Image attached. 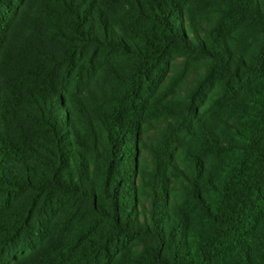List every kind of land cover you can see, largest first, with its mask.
Returning a JSON list of instances; mask_svg holds the SVG:
<instances>
[{
    "label": "trees",
    "instance_id": "obj_1",
    "mask_svg": "<svg viewBox=\"0 0 264 264\" xmlns=\"http://www.w3.org/2000/svg\"><path fill=\"white\" fill-rule=\"evenodd\" d=\"M0 264H264V0H0Z\"/></svg>",
    "mask_w": 264,
    "mask_h": 264
}]
</instances>
